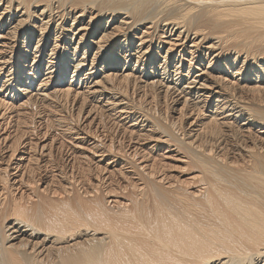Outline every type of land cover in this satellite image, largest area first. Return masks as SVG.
<instances>
[{
  "label": "bare ground",
  "instance_id": "obj_1",
  "mask_svg": "<svg viewBox=\"0 0 264 264\" xmlns=\"http://www.w3.org/2000/svg\"><path fill=\"white\" fill-rule=\"evenodd\" d=\"M0 264H264V0H0Z\"/></svg>",
  "mask_w": 264,
  "mask_h": 264
}]
</instances>
